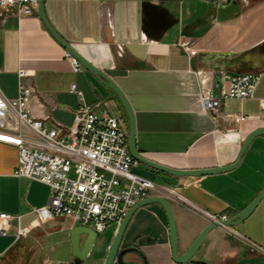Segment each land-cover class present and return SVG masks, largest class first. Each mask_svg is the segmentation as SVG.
<instances>
[{"label":"crops","instance_id":"1","mask_svg":"<svg viewBox=\"0 0 264 264\" xmlns=\"http://www.w3.org/2000/svg\"><path fill=\"white\" fill-rule=\"evenodd\" d=\"M44 13L54 32L98 70L125 72L114 82L133 108L141 158L176 170L224 168L236 162L251 133L264 129V69L251 100L225 101L213 114L204 112L199 100L202 90L212 87L201 80L224 69L217 66L221 56L264 45V0H44ZM20 71L27 76L20 79ZM20 84L32 92L31 116L50 128L72 127L81 105L71 93L75 85L83 103L122 119L128 133L115 94L84 68L72 71L37 13L0 17V93L15 99ZM17 157L16 148L0 143V213L21 217L12 221L9 236L0 237V264H104L105 253L84 263L72 256L71 232L80 225L72 219L32 225V210L48 203L50 191L15 176ZM132 172L155 184L149 198L171 203L181 256L210 222L208 215L232 217L264 190V136L250 143L231 172L182 178L176 189L145 165L138 163ZM19 226L28 233L16 239ZM115 234L113 228L100 233L104 246ZM138 244L147 264H175L159 204L132 215L121 249ZM125 262L143 264L131 255ZM187 264H264V198L236 228L210 232Z\"/></svg>","mask_w":264,"mask_h":264},{"label":"built area","instance_id":"2","mask_svg":"<svg viewBox=\"0 0 264 264\" xmlns=\"http://www.w3.org/2000/svg\"><path fill=\"white\" fill-rule=\"evenodd\" d=\"M38 0H0V17L5 14L27 17L36 14ZM72 71L82 66L65 51ZM20 79L27 76L18 72ZM259 72L231 74L215 69L210 79H202L204 87L199 100L203 111L215 113L225 101L253 98L259 83ZM81 105L69 129L50 128L31 116L29 88L19 85L18 96L9 100L0 93V143L17 149L16 177L40 182L49 188L48 203L32 210L40 226L54 219L69 218L97 233L113 228L117 232L127 213L138 202L149 198L155 184L132 172L138 166L128 149V133L122 119L83 103V95L71 86ZM264 110V104L262 105ZM246 118H239L240 122ZM25 131V133H24ZM173 192V190H171ZM210 221L219 219L207 216ZM13 217L0 213V237L10 235ZM27 228L17 227L16 239L25 237Z\"/></svg>","mask_w":264,"mask_h":264},{"label":"water","instance_id":"3","mask_svg":"<svg viewBox=\"0 0 264 264\" xmlns=\"http://www.w3.org/2000/svg\"><path fill=\"white\" fill-rule=\"evenodd\" d=\"M208 3H216L220 0H202ZM37 15L42 20L45 28L48 30L50 35L56 40V42L70 54L89 74H91L100 84L105 86L107 89L112 91L118 101L120 102L123 111L128 121V149L131 157L139 164L145 165L150 169L162 174L161 180L170 189H176L178 187V180L189 177H204L212 175H220L231 172L240 163L242 155L246 151L250 143L259 136H264V129H259L251 133L242 145L236 162L228 167L214 168L206 170H176L166 166L156 164L154 162L141 158L136 150L135 140V116L133 108L120 87L114 82V78L125 75L123 71H109L102 72L98 70L93 64L87 59L80 55L74 50L68 43L60 38L56 32L49 25L45 13H44V0H38ZM217 66L220 68L227 69L231 72L244 73V72H259L264 69V45H260L250 51L244 52L238 56L228 58L221 56L220 61L217 62ZM264 198V190L247 206L244 210L238 214L217 221H210L207 226L200 232L198 237L190 245L184 254L178 256L179 242L176 231V222L174 211L171 203L161 197L147 198L138 202L131 210L127 213L120 227L118 228L113 241L109 246H104V242L100 238V234L91 229L88 226L78 225L71 232V250L72 256L77 258L81 262H85L86 259L91 257L97 259L102 254H106L104 264H136L133 262H125L127 256H136L143 264H147L146 258L141 252L142 245L138 244L131 248L121 249L124 233L128 226V223L134 214V212L144 206L150 204H159L165 211L168 220V235L171 247V257L175 264H187L189 263L196 253L199 251L203 241L207 235L216 229H233L246 221L255 211L259 203Z\"/></svg>","mask_w":264,"mask_h":264},{"label":"rangeland","instance_id":"4","mask_svg":"<svg viewBox=\"0 0 264 264\" xmlns=\"http://www.w3.org/2000/svg\"><path fill=\"white\" fill-rule=\"evenodd\" d=\"M156 182H158V180H157ZM28 263H29V262H28ZM28 263H27V264H28Z\"/></svg>","mask_w":264,"mask_h":264}]
</instances>
